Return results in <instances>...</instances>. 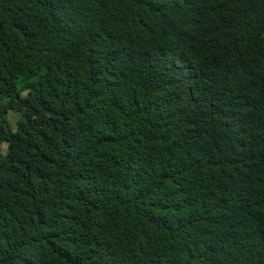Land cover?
Masks as SVG:
<instances>
[{
	"label": "trees",
	"instance_id": "1",
	"mask_svg": "<svg viewBox=\"0 0 264 264\" xmlns=\"http://www.w3.org/2000/svg\"><path fill=\"white\" fill-rule=\"evenodd\" d=\"M2 144L0 264H264V0H0Z\"/></svg>",
	"mask_w": 264,
	"mask_h": 264
},
{
	"label": "rangeland",
	"instance_id": "2",
	"mask_svg": "<svg viewBox=\"0 0 264 264\" xmlns=\"http://www.w3.org/2000/svg\"><path fill=\"white\" fill-rule=\"evenodd\" d=\"M19 118H20V114H19V113H16V112H14V111H11V112L9 113V117H8V119H9V122H10L12 128L15 127V124H16V122L19 120ZM0 148H1V151H2L3 153L6 152V144H2Z\"/></svg>",
	"mask_w": 264,
	"mask_h": 264
}]
</instances>
